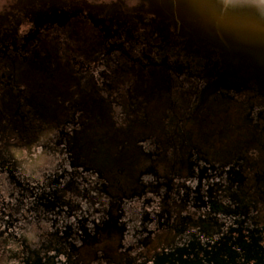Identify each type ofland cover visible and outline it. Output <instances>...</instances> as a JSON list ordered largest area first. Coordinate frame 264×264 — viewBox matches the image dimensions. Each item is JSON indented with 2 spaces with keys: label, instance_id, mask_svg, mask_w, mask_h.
<instances>
[{
  "label": "flooded vegetation",
  "instance_id": "obj_1",
  "mask_svg": "<svg viewBox=\"0 0 264 264\" xmlns=\"http://www.w3.org/2000/svg\"><path fill=\"white\" fill-rule=\"evenodd\" d=\"M159 67L160 88L183 86ZM112 73L50 108L11 81L0 264H264L263 88L226 78L194 107L196 76L153 119L172 94L133 98Z\"/></svg>",
  "mask_w": 264,
  "mask_h": 264
},
{
  "label": "rangeland",
  "instance_id": "obj_2",
  "mask_svg": "<svg viewBox=\"0 0 264 264\" xmlns=\"http://www.w3.org/2000/svg\"><path fill=\"white\" fill-rule=\"evenodd\" d=\"M251 3L264 17V0H0V107L11 109L14 79L21 94L50 108L100 71L113 72L133 98L172 94L152 109L153 119L182 92L193 93L196 76L207 84L194 107L226 78L264 90V25L249 17ZM160 65L183 86L160 88Z\"/></svg>",
  "mask_w": 264,
  "mask_h": 264
},
{
  "label": "bare ground",
  "instance_id": "obj_3",
  "mask_svg": "<svg viewBox=\"0 0 264 264\" xmlns=\"http://www.w3.org/2000/svg\"><path fill=\"white\" fill-rule=\"evenodd\" d=\"M245 10L249 13V17L257 16L256 17L257 20H259V22L264 25V17H258L257 14L258 7L255 4L253 3L249 4Z\"/></svg>",
  "mask_w": 264,
  "mask_h": 264
},
{
  "label": "trees",
  "instance_id": "obj_4",
  "mask_svg": "<svg viewBox=\"0 0 264 264\" xmlns=\"http://www.w3.org/2000/svg\"><path fill=\"white\" fill-rule=\"evenodd\" d=\"M104 75H106V73H104Z\"/></svg>",
  "mask_w": 264,
  "mask_h": 264
}]
</instances>
